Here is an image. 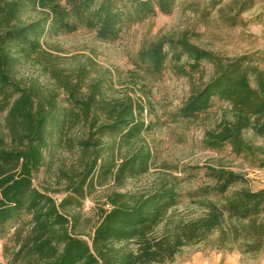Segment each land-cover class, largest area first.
<instances>
[{"label":"trees","instance_id":"1","mask_svg":"<svg viewBox=\"0 0 264 264\" xmlns=\"http://www.w3.org/2000/svg\"><path fill=\"white\" fill-rule=\"evenodd\" d=\"M178 1L0 0V237L13 231L7 264H170L184 249L200 245L243 255L264 248V187L253 190L245 177L213 167L195 168L203 170L206 182L185 194L199 205L200 216L174 213L181 181L162 178L147 191L107 195L109 208L99 210L91 234L76 232L79 214L67 209L77 210L95 181L118 184L149 171L153 153L143 134L153 125L143 120L139 101L107 99L97 81L82 92L77 81L62 78L59 100L56 89L17 77L22 62H37L47 34L84 28L98 40H114L126 24L157 12L168 15ZM216 60L186 34L161 38L137 54L153 74L167 67L184 74ZM215 64L211 80L172 116L187 120L206 111L213 99L226 101L231 109L207 140L248 151L242 134L264 132V124H257L264 117V74L243 57ZM75 129L80 135L74 137ZM58 148L76 155L60 169L63 197L56 202L46 187L34 185V177L46 153Z\"/></svg>","mask_w":264,"mask_h":264},{"label":"rangeland","instance_id":"2","mask_svg":"<svg viewBox=\"0 0 264 264\" xmlns=\"http://www.w3.org/2000/svg\"><path fill=\"white\" fill-rule=\"evenodd\" d=\"M212 1L219 4L211 8ZM183 34L198 47L211 51L217 60L243 57L245 63L256 65L264 74V0H180L168 15L157 12L126 24L114 40H98L94 32L84 28L72 34H47L40 40L43 52L37 62H22L17 67V77L23 83L35 81L40 88L56 89L59 100L63 99L59 88L62 78L71 84L77 81L82 92L97 81L107 99L127 96L139 101L144 107L143 120L153 125L143 134L153 153L149 171L118 184L111 179L95 181L93 191L78 209H67L79 214L76 232L91 234L99 210L109 208L107 195L147 191L162 178L181 181V200L174 213L200 216L199 205L185 196L206 182L203 170L195 169L198 167L239 174L253 190L264 187V132H244L242 139L250 149L243 152L233 150L230 143L215 147L207 140V133L214 132L231 109L226 101L213 99L206 111L187 120H174L172 116L195 90L211 80L217 60L203 62L194 71L186 68L184 74H177L170 67L153 74L138 63L137 54L142 48L161 38ZM8 96L6 92L5 97ZM257 124H264V117ZM77 135L79 130L72 131V136ZM103 140L109 142L108 137ZM75 155V150L66 148L46 153L34 185L46 187L59 202L64 188L60 169L69 167ZM12 246L13 231H9L0 237V264H7ZM170 264H264V248L257 254L243 255L200 245L184 249Z\"/></svg>","mask_w":264,"mask_h":264}]
</instances>
